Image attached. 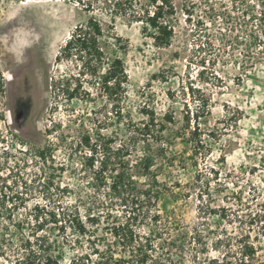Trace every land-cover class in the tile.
<instances>
[{"label": "rangeland", "instance_id": "obj_1", "mask_svg": "<svg viewBox=\"0 0 264 264\" xmlns=\"http://www.w3.org/2000/svg\"><path fill=\"white\" fill-rule=\"evenodd\" d=\"M216 1L221 0H173L175 36L170 46L158 47L150 29H143L145 14L154 9L150 0H0V27L5 26L0 33V78H5L12 61L23 59L30 50L39 58L43 76V95L31 134L15 132L5 92L0 90V113L4 114L0 204L5 201L6 219L11 214L22 220L23 233L28 235L33 231L36 205L48 211L88 200L91 178L85 160L89 151L101 139H114V149L121 141L129 142L120 106L140 119L141 108L149 104L161 120L167 114L176 120L168 123L165 133L178 158L159 176L166 194L157 202L118 204L112 213L124 216L131 211L143 232L148 230L147 221L161 214L165 235H185L184 245H164L179 264H209L228 250L235 258L238 245H212L223 231L235 243L241 228L239 219H221L218 212L223 206L237 209L252 237L257 233L262 237L257 221L249 227L254 220L249 213L264 201V43L252 64L246 11L252 0H222L226 10L214 17L211 6ZM91 16L103 27L105 60L122 58L128 75L125 92L112 98L98 76L86 74L80 77L81 96L70 101L58 83L76 75L80 62L65 58L62 48L76 26H85ZM252 30L261 33L263 27L254 22ZM196 110L207 151L193 167L194 162L186 158L192 154V129L184 124V116ZM38 149L48 150L45 159ZM132 155L134 159L138 152ZM137 179L139 186L146 181L143 176ZM46 181L52 184L50 190L44 186ZM201 194L210 197L208 210ZM112 219L102 210L100 227ZM44 233L62 241L65 236L52 222ZM23 246L0 245V264H12ZM61 246L62 264L89 263L83 257L93 253V247L87 243L73 245L64 240ZM257 246L254 260L264 264V245Z\"/></svg>", "mask_w": 264, "mask_h": 264}, {"label": "trees", "instance_id": "obj_2", "mask_svg": "<svg viewBox=\"0 0 264 264\" xmlns=\"http://www.w3.org/2000/svg\"><path fill=\"white\" fill-rule=\"evenodd\" d=\"M150 2L154 5V9L145 14L143 29H150L156 46H170L175 36V27L172 24V17L175 13L173 0H150ZM223 6L222 0L216 1L211 6L214 17L225 12L226 9ZM258 6L262 9L259 10ZM246 11L247 30L250 33L247 52L249 58L255 60L251 63L256 64L260 55V47L264 43V0L249 1ZM254 22L263 27L261 33H253ZM0 28L1 33L5 26ZM103 34L101 23L95 16H91L85 26H76L72 36L62 48L65 58H74L80 62L78 75H71L64 82L58 83L62 85L61 92L68 100L72 101L81 96L83 85L80 77L86 74L92 77L98 76L108 96L114 98L118 95L122 97L124 94V84L128 78L126 69L120 57H115L110 61L105 60ZM95 83L91 85L94 86ZM0 90L4 92L2 78H0ZM124 110L120 106V120L125 135L129 137V142L121 141L114 149L112 146L114 139L97 140L95 150L93 152L90 150L85 160V167L89 170V178H91L87 186L90 189L88 200L72 207L56 208L54 206L48 211L45 206L36 205L35 213L32 215V220H35L32 225L33 231L28 235L23 233L25 223L22 220H15L11 214L6 219V214L2 210L5 201L2 202L3 205L0 204V245H24L21 253L12 260V264H62L64 255L61 245L64 240L73 241V245L87 243L93 247V253H86L83 257V259L87 258L89 262L87 264H179L172 257L171 248L166 249L164 245H184L185 235H165L162 231V223H160L163 219L161 214L153 215L151 221H147L148 230L143 232L139 228L137 217L132 215L131 211H126L130 214L126 213L124 216L112 213L113 208L118 204L127 207L130 203L137 204L143 200L151 203L162 199L166 194V189L164 188L165 182L160 180L159 176L167 167L170 168L171 164L174 165L178 158L170 149L171 141L165 133L168 123L172 125L176 123L173 116L167 114L161 120L156 110L149 104L141 108L140 119ZM199 115V110H196L192 114L188 111L184 116V124L192 129L189 137L192 154L186 158L194 162L193 167L198 166V156L207 151V144L202 139ZM3 117L4 114L0 113V121ZM186 131L185 128L184 135ZM47 151L38 149L36 152L45 159ZM134 152H138V155H135L133 159ZM138 176L146 178L141 186L138 183ZM49 182L44 183L48 190L52 186ZM171 194L175 199L177 198L174 191ZM200 196L202 204H206L204 208L208 210L211 206L210 197L207 199L202 194ZM240 201H242L241 198ZM104 204H108L106 209ZM257 205L260 207L249 213L251 220L254 219L249 227L257 221L260 224L259 232H262V237L259 233L252 237L251 231L245 229L244 215L240 216L237 209L233 211L232 206L220 207L218 213L221 219L229 222L233 218L239 219L241 228L235 238V243L232 237L223 231L219 233L217 239H214L212 245H238L239 251L233 258L231 250H228L222 256L210 259L209 264H256L254 256L257 252V245H264V201L260 204L257 202ZM102 210L108 212V217L113 216V219L100 227L99 219ZM4 221L9 225L2 223ZM10 222L16 226V229L13 230ZM50 222L54 223L59 232L65 235L63 241L51 237L49 233H44ZM18 232L21 234L17 235ZM68 232L74 235L73 239Z\"/></svg>", "mask_w": 264, "mask_h": 264}, {"label": "flooded vegetation", "instance_id": "obj_3", "mask_svg": "<svg viewBox=\"0 0 264 264\" xmlns=\"http://www.w3.org/2000/svg\"><path fill=\"white\" fill-rule=\"evenodd\" d=\"M6 70L4 92L13 129L19 135L34 133L43 95L39 58L30 50L23 59L12 61Z\"/></svg>", "mask_w": 264, "mask_h": 264}]
</instances>
